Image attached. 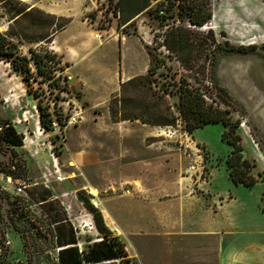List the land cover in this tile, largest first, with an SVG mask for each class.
I'll return each instance as SVG.
<instances>
[{"label": "rangeland", "instance_id": "374dc122", "mask_svg": "<svg viewBox=\"0 0 264 264\" xmlns=\"http://www.w3.org/2000/svg\"><path fill=\"white\" fill-rule=\"evenodd\" d=\"M229 2L168 0L165 19L154 10L145 25L140 22L126 34L140 37L145 31L154 57L150 66H157L151 77L152 92L165 95L172 114L179 116V93L187 84L203 94L208 105L240 122L227 139L241 137L243 155L253 166L250 172L260 179L253 187L236 185L229 177L226 160L233 146L222 139L229 130L222 123L189 133L181 118L174 127L124 122L119 115L113 120L110 106L124 82L118 77L117 61L112 65L108 59L110 35L117 33V25L111 34L104 32L113 27L109 17L113 6L107 0H99L104 17L95 25L102 30L95 32L101 50L68 68L50 51L49 41L40 42L55 24L59 28L66 21L38 9L15 21L17 10L31 7L33 0H0V33L17 44L19 54L31 58L32 48L51 56L46 72L55 75L61 70L60 78L46 84L52 79L44 81L39 74L36 80L25 79L11 61L0 58V139L10 133V126L23 138L21 147L0 140V264H58L59 249L48 233L53 228L49 215L56 213H67L76 224L88 225L76 228L80 249L100 240L94 215L86 206L104 213L113 227L105 205L114 204L127 228H109L111 236L124 244L132 264H214L218 258L220 233L156 228L154 215L143 205L154 211L167 201L166 214L189 206L200 214L210 212L220 225L226 220L264 224V0H250L246 9ZM193 3L197 5L194 13ZM205 11L212 14L210 22L217 14L218 30L188 26L192 17ZM251 46L248 54L226 55L230 48ZM70 98L82 108L84 118L67 129L64 141L43 126L39 105L44 107L47 99L59 104ZM159 103L155 110L160 112L166 105ZM134 181L154 197L151 202L115 198L121 195L110 192L111 187H130ZM88 187L96 189L99 198L93 199ZM46 191L51 198L43 205L40 201ZM180 219L176 215L167 221L177 225ZM204 219L208 217L201 215L200 220Z\"/></svg>", "mask_w": 264, "mask_h": 264}, {"label": "trees", "instance_id": "16d2710c", "mask_svg": "<svg viewBox=\"0 0 264 264\" xmlns=\"http://www.w3.org/2000/svg\"><path fill=\"white\" fill-rule=\"evenodd\" d=\"M107 1L116 11L117 4H115V0ZM167 5L168 0L157 3L149 11V15L155 10L162 20L165 19L168 10ZM190 9L194 13L197 9V5L193 3L192 6H190ZM32 10L31 7L17 10L18 14L14 18L15 21L24 17ZM160 11H164L165 14L161 16L159 14ZM201 11L203 10L201 9ZM211 18V12L205 11L204 15L200 14L192 17L190 22L192 23V26L203 27L210 22ZM66 25L67 24L65 23L59 28L56 27L53 34L44 37L40 42L49 41V43H51L53 35L56 32L61 31ZM178 42L180 48L185 47V43L182 40H179ZM146 50L152 63L154 57L148 45H146ZM29 52L32 55L31 58L19 54L17 44L13 43L9 39V36L0 33V58L11 61L15 69L24 74L25 79L31 77V79L36 80V75L39 74L43 76L44 81L51 80L54 77V74L50 71L46 72V68L53 58L47 53L45 55L37 54L32 48L29 49ZM30 61L33 62L34 69H36V72L34 73L30 66ZM156 70L157 66L152 65L149 67L147 75L135 77L122 83L119 97L115 98L110 106L111 116L114 121L119 115V120L124 122L141 121L143 124L151 126L174 127L177 125L178 119L181 118L186 123V128L189 133H193L208 124L222 123L225 127H229V130L225 131L222 135L223 141L227 139L228 135L231 133L234 134L239 128V121L234 122L231 118H228L226 111L224 112L223 110L215 108L212 104L208 105L203 94L196 89H192L187 84L181 87L179 93V116L172 114L169 104H165L167 103L165 95L159 96L157 91L152 92V84L154 81L151 77L156 73ZM153 98H156V100L159 101L152 102ZM160 101H162L161 105L165 104L166 106L159 112L155 110V108L160 106ZM116 107H119L118 111H116ZM39 108L43 126L47 130H51L49 114L41 105H39ZM9 128L10 133L6 134L5 138L1 139L12 147L23 146L22 136L18 135L15 129L11 126ZM234 137L235 138L233 139H227V143L233 146V150L226 160L227 167L230 171L229 177L236 185L253 187L260 181V179L252 175L250 172L253 166L243 155V147L240 144L241 137L238 135ZM262 180L264 181V176ZM50 198V192L46 191L42 196L40 203L45 205L50 201ZM86 208L94 215V221L101 239V241L93 242L86 249H80L77 236L78 230L75 228L70 218H68L67 213H56L52 216L49 215L53 228H49L48 233L52 236L53 241L55 242V248L59 249L57 258L58 264H132V260L129 257L124 244L118 237L111 236V231L107 227L102 213L91 206H86Z\"/></svg>", "mask_w": 264, "mask_h": 264}, {"label": "crops", "instance_id": "0c3cea01", "mask_svg": "<svg viewBox=\"0 0 264 264\" xmlns=\"http://www.w3.org/2000/svg\"><path fill=\"white\" fill-rule=\"evenodd\" d=\"M115 4H117L116 11L113 8L109 15L113 19V27L104 31L111 34L114 25H117V33L110 35L107 54L112 65L117 61L118 77L122 78V82H126L135 77L144 76L151 65V58L146 50L148 41L146 36H143L145 31L140 32L139 37L134 34H126V30L140 22L145 25L144 20L156 5V0H115ZM99 6H101L99 0H33L31 9H38L57 21H66L67 25L53 35L49 46L50 51L61 59L64 67L68 68V65L80 63L87 57H94L101 50L97 45L95 34V32L102 31L95 28L100 17H104ZM93 16L96 21L92 20ZM53 28L56 30V24ZM53 28L51 34L55 31ZM141 28L143 31V27ZM100 38H102L101 35ZM131 184L134 186L132 195H121L115 198L129 197L150 202L154 199L148 194L142 183L134 181ZM131 203L136 205L134 202ZM163 203L165 204L161 203L162 205L154 211L152 207L143 205L154 215L156 228L176 227L186 233H207L211 236L220 233L222 235L221 238L218 237L220 245L218 258L214 264H264V224L255 225L248 224V222L234 224L232 220H226L224 225H220L217 222V217L211 215L210 212L206 211L200 214L198 210L189 206H184L181 211L178 208L175 212L167 211L168 214H166L164 209L168 202L164 201ZM113 205H105L115 222V226L112 227L103 213L107 227L127 228L124 219L119 215V211L117 212L113 208ZM139 205L141 206V204ZM124 206L126 207V205ZM176 215L182 220L180 219L177 225H170L167 218ZM201 215L207 216L208 220L201 221ZM195 217L198 219H193ZM70 220L75 228H88L84 222L76 224L72 218ZM133 228L139 227L134 226ZM151 228H153V224Z\"/></svg>", "mask_w": 264, "mask_h": 264}, {"label": "built area", "instance_id": "2783aa9c", "mask_svg": "<svg viewBox=\"0 0 264 264\" xmlns=\"http://www.w3.org/2000/svg\"><path fill=\"white\" fill-rule=\"evenodd\" d=\"M166 0H156V4L159 2H165ZM159 14L164 15V11H160ZM34 71V70H33ZM56 74L52 80L46 84L52 83L54 80L60 78L59 72L61 70L55 71ZM68 80L71 81L73 78L67 76ZM68 97V96H65ZM44 108L49 114L51 120V131L55 136H60L63 140H66L67 129L71 126H76L82 122L84 118L82 115V108L77 106V103L70 98V100L63 99L59 104L56 100H44ZM57 167V166H56ZM134 191L133 186H119L111 187L110 192L112 195H132ZM107 194V193H106ZM93 199L99 198V196H93Z\"/></svg>", "mask_w": 264, "mask_h": 264}, {"label": "bare ground", "instance_id": "6f19581e", "mask_svg": "<svg viewBox=\"0 0 264 264\" xmlns=\"http://www.w3.org/2000/svg\"><path fill=\"white\" fill-rule=\"evenodd\" d=\"M249 2H250V0H235V1L234 0H230L229 3L232 4V5L239 6L241 8H245L246 9V7L248 6ZM217 20H218V17H217V14H216V15H214V18L212 19V21L210 23L206 24V26L197 27V26H192V25H189V24H188V26L191 27V28H194V29L201 30V31L218 30L219 27L216 24V23H218ZM242 127L244 128L245 125H243ZM88 189H89V193L91 195H93L95 197L99 196V192L96 189H94L92 187H88ZM96 205L98 206V203H96Z\"/></svg>", "mask_w": 264, "mask_h": 264}, {"label": "flooded vegetation", "instance_id": "af4514ba", "mask_svg": "<svg viewBox=\"0 0 264 264\" xmlns=\"http://www.w3.org/2000/svg\"><path fill=\"white\" fill-rule=\"evenodd\" d=\"M251 48H247V49L238 48V50H236V51L235 50H232V48H230V49L226 50L227 51L226 52V55L229 56V55L240 54V53H242L243 55H245V54H248L249 53V49H251ZM241 50L242 51H248V52H242Z\"/></svg>", "mask_w": 264, "mask_h": 264}, {"label": "water", "instance_id": "95a60500", "mask_svg": "<svg viewBox=\"0 0 264 264\" xmlns=\"http://www.w3.org/2000/svg\"><path fill=\"white\" fill-rule=\"evenodd\" d=\"M98 241H101V239L100 240H98ZM98 241H96V242H98ZM59 251V250H58Z\"/></svg>", "mask_w": 264, "mask_h": 264}]
</instances>
